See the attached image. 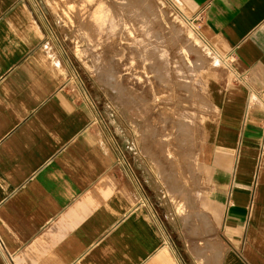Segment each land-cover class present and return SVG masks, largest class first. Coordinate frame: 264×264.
I'll use <instances>...</instances> for the list:
<instances>
[{
    "label": "crops",
    "instance_id": "1",
    "mask_svg": "<svg viewBox=\"0 0 264 264\" xmlns=\"http://www.w3.org/2000/svg\"><path fill=\"white\" fill-rule=\"evenodd\" d=\"M180 1L223 63L184 218L150 204L34 1L0 0V264H264V0Z\"/></svg>",
    "mask_w": 264,
    "mask_h": 264
},
{
    "label": "rangeland",
    "instance_id": "2",
    "mask_svg": "<svg viewBox=\"0 0 264 264\" xmlns=\"http://www.w3.org/2000/svg\"><path fill=\"white\" fill-rule=\"evenodd\" d=\"M33 1L49 35L79 79L80 88L94 100L99 118L109 127L121 158L135 173L150 204L156 203V212L159 210L164 217L166 204L171 207L170 203L175 206L177 216L192 214L195 200L203 194L199 152L213 109L208 79L211 73L223 71L221 57L220 60L216 57L199 34L196 13H187L180 0H124L134 16L136 13L147 16L145 33L159 42L168 59L167 78L169 74L174 81L172 66L185 77L182 79L185 88L174 87L167 79L169 90L165 91L166 102L188 117L185 133L184 128L180 130L172 122L170 111L167 119L155 109L141 113L144 118L138 117L140 105L131 106L127 95L109 80L105 48L90 30L81 29L76 12L66 7L65 0ZM117 80L119 84L122 82ZM185 197L190 199L185 201ZM169 210L171 213L172 209Z\"/></svg>",
    "mask_w": 264,
    "mask_h": 264
},
{
    "label": "bare ground",
    "instance_id": "3",
    "mask_svg": "<svg viewBox=\"0 0 264 264\" xmlns=\"http://www.w3.org/2000/svg\"><path fill=\"white\" fill-rule=\"evenodd\" d=\"M65 5L76 12L81 29L87 32L90 30L92 36L105 48L104 59L108 64L106 72L109 80L127 95L131 106L140 105L142 110H137L138 117L144 118L141 113L155 109L161 111L163 118L167 119L170 111L172 122L180 130L184 128L186 133L188 117L182 114V110L174 111L166 102L165 95V91L169 90L167 79L174 87L185 88L182 81L185 77L172 66L170 73L174 81L169 74L167 78L168 59L159 42L145 33L147 16L140 13L134 16V11L124 0H65ZM117 79L122 82L119 84ZM185 91L188 97V89ZM171 96L174 98L173 90Z\"/></svg>",
    "mask_w": 264,
    "mask_h": 264
}]
</instances>
